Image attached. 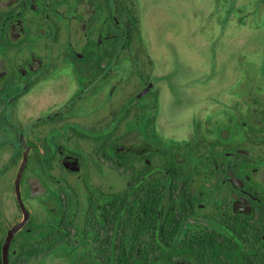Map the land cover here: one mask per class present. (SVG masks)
I'll use <instances>...</instances> for the list:
<instances>
[{"label":"flooded vegetation","instance_id":"flooded-vegetation-1","mask_svg":"<svg viewBox=\"0 0 264 264\" xmlns=\"http://www.w3.org/2000/svg\"><path fill=\"white\" fill-rule=\"evenodd\" d=\"M211 1L222 36L264 24ZM170 2L0 0V264H264V66L176 90Z\"/></svg>","mask_w":264,"mask_h":264},{"label":"rangeland","instance_id":"rangeland-1","mask_svg":"<svg viewBox=\"0 0 264 264\" xmlns=\"http://www.w3.org/2000/svg\"><path fill=\"white\" fill-rule=\"evenodd\" d=\"M186 1L194 11L185 9ZM211 5V0H171L165 7L150 10L149 26L167 48V60L175 68L173 76L178 75L174 86L179 92L180 81L183 83L191 74L199 77L200 71L208 68L211 86L228 87L235 72L252 64L250 59L259 67L264 66V24L252 29H228L222 36L217 25L206 24L202 17L201 8L206 10ZM186 19L191 21L185 23ZM169 36L171 40L165 39ZM219 37L221 40L217 43ZM219 70H228L231 74L220 78ZM166 108L165 116L170 113H176L178 118L187 115L185 109Z\"/></svg>","mask_w":264,"mask_h":264}]
</instances>
